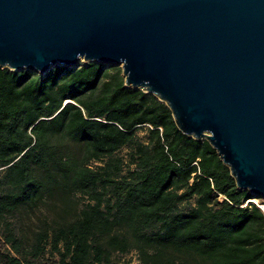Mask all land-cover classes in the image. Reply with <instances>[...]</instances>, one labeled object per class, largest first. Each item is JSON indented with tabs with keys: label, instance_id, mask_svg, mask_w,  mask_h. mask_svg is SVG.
I'll use <instances>...</instances> for the list:
<instances>
[{
	"label": "trees",
	"instance_id": "obj_1",
	"mask_svg": "<svg viewBox=\"0 0 264 264\" xmlns=\"http://www.w3.org/2000/svg\"><path fill=\"white\" fill-rule=\"evenodd\" d=\"M61 141L79 147L77 159ZM73 195L81 209L38 229L30 247H48L55 264H110L131 251L140 264H264V214L243 206L250 194L164 103L125 87L119 67L0 68V232L17 256L0 253V263H27L7 216Z\"/></svg>",
	"mask_w": 264,
	"mask_h": 264
},
{
	"label": "water",
	"instance_id": "obj_2",
	"mask_svg": "<svg viewBox=\"0 0 264 264\" xmlns=\"http://www.w3.org/2000/svg\"><path fill=\"white\" fill-rule=\"evenodd\" d=\"M121 69L264 199V0H0V68Z\"/></svg>",
	"mask_w": 264,
	"mask_h": 264
},
{
	"label": "rangeland",
	"instance_id": "obj_3",
	"mask_svg": "<svg viewBox=\"0 0 264 264\" xmlns=\"http://www.w3.org/2000/svg\"><path fill=\"white\" fill-rule=\"evenodd\" d=\"M85 64L84 61H79V66ZM136 135L139 140L144 142L146 138V130L144 128H139L136 131ZM60 143L65 154L70 158H78V146L64 141H61ZM129 151V148L124 147L118 152V156L126 158ZM220 199L222 198L219 197V200ZM251 200H256V202H251ZM248 204H254L257 207H261V205L264 206V199L251 198L246 201L243 206H247ZM82 205L83 202L79 195L70 196L67 200H62L60 198H54L51 200L45 199L35 209L31 210L22 208L5 218L9 229L16 234V238H20L23 242L22 247L24 251H22L26 256L25 259L27 262L25 264H55L57 262L58 256L51 252L48 247L40 248L41 250L37 251L30 248L34 241V233L45 225L51 226L54 221L56 222L59 219L62 221H68L81 209ZM262 213H264V211ZM4 233V231H2V233L0 232V253L17 257L11 246L5 241ZM110 264H140V262L136 252L131 251L125 255L113 253Z\"/></svg>",
	"mask_w": 264,
	"mask_h": 264
},
{
	"label": "built area",
	"instance_id": "obj_4",
	"mask_svg": "<svg viewBox=\"0 0 264 264\" xmlns=\"http://www.w3.org/2000/svg\"><path fill=\"white\" fill-rule=\"evenodd\" d=\"M262 212L264 211V206L261 205V207H258ZM264 214V213H263Z\"/></svg>",
	"mask_w": 264,
	"mask_h": 264
},
{
	"label": "bare ground",
	"instance_id": "obj_5",
	"mask_svg": "<svg viewBox=\"0 0 264 264\" xmlns=\"http://www.w3.org/2000/svg\"><path fill=\"white\" fill-rule=\"evenodd\" d=\"M251 202H254V203H255V202H256V200H251Z\"/></svg>",
	"mask_w": 264,
	"mask_h": 264
}]
</instances>
